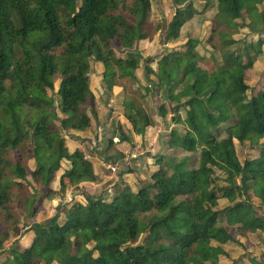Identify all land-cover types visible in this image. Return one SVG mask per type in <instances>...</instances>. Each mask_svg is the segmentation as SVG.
Masks as SVG:
<instances>
[{
	"label": "trees",
	"instance_id": "obj_1",
	"mask_svg": "<svg viewBox=\"0 0 264 264\" xmlns=\"http://www.w3.org/2000/svg\"><path fill=\"white\" fill-rule=\"evenodd\" d=\"M171 1L175 11L166 26L152 27L151 0H0V255L6 254L0 264H218L228 245L264 233V215L250 199L264 211V89L247 97L245 75L251 52L264 53V0H199L204 10L216 8L206 42L220 61L203 66L208 61L196 51L199 42L188 38L183 49L161 55L154 69L137 43L159 30L166 41L178 40L198 14L193 0ZM243 15L247 22H239ZM240 28L257 39L239 47ZM91 60L108 67V84L126 79L135 86L142 66L148 86L136 90L158 98L162 119L183 104L170 117L165 144L198 151V164L192 168L186 155H162L136 191L120 185L107 199L85 195V204L66 203L62 218L60 208L37 224L45 199H63L65 189L97 181L83 153L65 147L67 132L90 127ZM124 105L136 134L153 126L133 96ZM126 140L121 131L119 141ZM234 141L257 148L258 157L245 167ZM112 146L111 139L107 150ZM63 161L70 165L54 191ZM222 199L227 205L218 209ZM29 224L30 246L12 243L7 250V241Z\"/></svg>",
	"mask_w": 264,
	"mask_h": 264
},
{
	"label": "crops",
	"instance_id": "obj_2",
	"mask_svg": "<svg viewBox=\"0 0 264 264\" xmlns=\"http://www.w3.org/2000/svg\"><path fill=\"white\" fill-rule=\"evenodd\" d=\"M161 19H163V15ZM162 36L165 40L163 43L160 41ZM175 44L173 41H166L164 31L159 30L152 39L139 41L135 50L141 54L143 59H154L152 67L155 69L156 60L165 52L171 50ZM118 52L120 55L117 53V56H123L125 53L124 51ZM107 72L108 67L103 63L94 60L89 62V88L93 95V103L87 111L90 127L85 131H70L65 135V147L68 152L73 153L76 150L82 152L85 159L91 162L97 181L84 182L77 189H65L63 199L59 197L50 200L45 199L33 219V222L37 224L48 222L55 217L56 211L60 208L63 210L65 206L68 207L69 205L64 200L69 196H71L72 201L85 204V195L107 199L112 195V190H117L120 185L136 188L139 183H135V185L134 181L138 175H140L142 181L149 178L151 173L159 167L158 158L163 153L168 154L172 151L165 144V141H167L166 136L172 128V125L169 124L171 115L169 113L166 119H162L157 114V107L160 104L158 98L148 96L146 105H144L152 118L153 126L147 127L143 134H136L124 115V101L130 95L127 90L129 89V81L122 79L111 83V80L108 84L106 82ZM135 76L138 80L136 87L148 85L142 66L136 69ZM135 86L131 84V88ZM118 126L121 130H118ZM121 131L128 137V140L119 141ZM111 139L113 148L108 151V142ZM128 155L136 157L131 158L126 164L128 172L121 173L123 169L120 168L121 163ZM69 165L68 161H63L62 168L56 180L52 183V190L58 191L59 176L64 170L68 169ZM109 166H115L117 168L116 172H111L107 168ZM34 235L30 224L22 226L14 238L8 240L10 243L6 244V249H10L12 243H18L22 248L29 247ZM5 255V253L0 255V263L4 260Z\"/></svg>",
	"mask_w": 264,
	"mask_h": 264
},
{
	"label": "rangeland",
	"instance_id": "obj_3",
	"mask_svg": "<svg viewBox=\"0 0 264 264\" xmlns=\"http://www.w3.org/2000/svg\"><path fill=\"white\" fill-rule=\"evenodd\" d=\"M151 5H152V10H151V15H150V22L152 24V27L155 24H163L166 26L167 22L170 20L171 16L174 14L175 7L173 6V3L171 0H151ZM193 5L197 9L198 14H196L190 21H188L181 29V34L179 37V40H173V43H176L175 45L172 46V49L176 50H181L183 49V44L186 42L185 40L188 38L195 39L199 42L198 46L196 47V51L204 57L208 63H202L203 66H209L211 64V61H220L219 53L211 51L210 46L207 44V39L210 33V28H211V19L214 16L216 12V8L209 7L206 10L203 9V2H200L199 0H193ZM163 15V19H161V16ZM243 20H240L239 22L242 21H248L247 16L243 15ZM248 30L245 28H240L238 34L235 36L236 39L240 41H255L257 39L256 35H247ZM247 35V36H246ZM161 43H163L164 37L162 36L160 38ZM240 42L238 45L239 47H242L241 44H244V42ZM183 42V43H182ZM117 48V47H116ZM171 49V50H172ZM116 53H119L116 51ZM252 56L254 57L253 63L249 69L246 70L245 75H246V82L249 85V90L247 92V97H250V95L256 94L258 91H261L264 89V53L260 54L259 56L256 55L254 52H251ZM120 55V53H119ZM244 62H246V59H244ZM147 82V81H146ZM58 82L55 83V91L58 88ZM129 89L128 93H130L131 96H133L137 102L143 103V105H146V99L148 96H144L142 91H137L140 90L141 88L138 87H133L131 88V82H129ZM148 86V85H145ZM137 89V90H136ZM141 97H140V96ZM143 95V96H142ZM152 96V95H149ZM57 96L55 97V99ZM57 101V99H56ZM57 102L55 103V105ZM152 110V108H151ZM181 115L183 116V112H181ZM235 142V147H236V154L237 157L242 165L245 167L247 166V162L250 160H253L254 158L256 159L258 157V151L254 148H251L249 143H244V144H239L238 142ZM165 156H175L177 158H181L183 156H189L190 161L189 165L193 167H197L198 164V155L199 152H193V153H187L184 152L181 149H174L170 151L168 154L163 153ZM34 163L33 161H29V167L33 168ZM121 168V166H120ZM134 171V170H133ZM130 172L132 173L131 169ZM130 173V174H131ZM218 175L220 173L218 172ZM139 183V185H136ZM142 183V179L140 175H138L137 179H135L134 184L137 187H140ZM222 184V182H220ZM135 187H129L131 191L137 190ZM117 190H112V195L116 192ZM110 195V197L112 196ZM250 199L253 202V204L256 206V211L259 215H264L263 207L260 206V202L258 199H256L252 194H250ZM50 200V199H47ZM72 202V200L70 201ZM76 202V201H75ZM227 205V201L222 199L219 201V206L217 207L218 209H222ZM66 210L61 209L59 211V219L62 218L63 214H65ZM241 245L236 244V245H228L226 248L228 251V257H220L218 264H251L252 260L259 261L264 264V233L258 232L257 235L254 234H249L248 236L244 238H239ZM8 244L10 243L9 241L7 242ZM7 244V245H8Z\"/></svg>",
	"mask_w": 264,
	"mask_h": 264
},
{
	"label": "built area",
	"instance_id": "obj_4",
	"mask_svg": "<svg viewBox=\"0 0 264 264\" xmlns=\"http://www.w3.org/2000/svg\"><path fill=\"white\" fill-rule=\"evenodd\" d=\"M135 157L136 156H134V155H128L125 159H123L122 163L127 164L131 160V158H135ZM107 168L113 173H115L117 170V168L115 166H109ZM71 200H72V198H71V196H69L64 201L66 203H69Z\"/></svg>",
	"mask_w": 264,
	"mask_h": 264
},
{
	"label": "water",
	"instance_id": "obj_5",
	"mask_svg": "<svg viewBox=\"0 0 264 264\" xmlns=\"http://www.w3.org/2000/svg\"><path fill=\"white\" fill-rule=\"evenodd\" d=\"M183 104H180V105H175V106H171L169 111H170V115L172 116L174 111L178 108V107H182Z\"/></svg>",
	"mask_w": 264,
	"mask_h": 264
}]
</instances>
